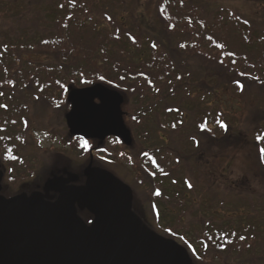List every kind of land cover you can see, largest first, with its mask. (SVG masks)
I'll list each match as a JSON object with an SVG mask.
<instances>
[{"label":"trees","instance_id":"16d2710c","mask_svg":"<svg viewBox=\"0 0 264 264\" xmlns=\"http://www.w3.org/2000/svg\"><path fill=\"white\" fill-rule=\"evenodd\" d=\"M16 1L0 0V4H4L0 9V142L7 143V129L18 119L16 111L21 109L22 113L25 108L20 105L23 102L17 101L13 109L9 108L8 102L14 97L26 98L28 93L31 98L47 99L52 89H58L65 98L72 89L95 84L117 90L130 101L126 108L132 120L129 125L136 146L141 145L139 140L145 129L152 137L158 130L159 139L160 132L173 130L180 142L174 152L171 145L163 144L161 148L151 147L154 149H146L142 153L146 167L155 174L153 184L173 183V187H165L164 184L159 195L153 197L158 201L167 200V204L161 207L176 221L166 222L168 226L164 232L187 247L198 264H213L216 258H221L225 264L234 260L240 264L264 263V250L259 249L264 248V197H251L250 201L246 200L248 205L243 199L240 207L234 208L233 204L230 209L226 208L228 200L224 198L222 218L218 217L220 214L216 215L213 207L212 210L207 206L205 209L204 186L194 181L201 172V150H198L201 145L195 133L199 137L217 134L221 138L226 130L219 127L221 120L218 122L215 111L201 110L198 108L200 104L192 109L184 108L194 101L190 92L202 93L209 89L208 80L201 82L197 79L199 86L192 81L193 85H189V72L177 69L167 59V54L159 50L153 40L150 24L149 29H143L134 15L128 19L129 22L120 25L106 15L109 20L104 22L102 13L92 16V10L101 7L98 1L59 2L48 13H34L32 16L41 21L43 30L32 31L26 27L15 30L14 24L6 25L5 20L14 18L13 23H18L26 15L31 16L27 11H32L29 8L16 16ZM157 11L165 28L178 29V34L174 32L177 41L190 36L206 43L208 50L218 54L226 68L228 87L243 91L250 83L264 86L263 30L252 27L227 9L203 14L198 6L186 0H161ZM217 44L224 47L217 48ZM192 47L190 43L188 47L180 44L178 51L188 52ZM24 53L47 55L48 60L24 59ZM181 68L184 70L182 65ZM155 107L160 111L158 108L154 111ZM193 113L201 115L200 119L193 127H184L188 130L183 133L182 115L188 118ZM156 117L158 121L154 124ZM171 117L173 123H169ZM147 118L152 119L149 125L144 123ZM258 136H264V123L250 132L251 142L260 151L264 142H258ZM152 137H148L149 140ZM192 142L195 143V152L188 149ZM218 144L220 147L227 145L220 139ZM259 170L264 182V158L261 154ZM214 188L208 185L205 195L213 196V201L214 196L218 198ZM227 194L231 195V191ZM227 194L224 193L225 197ZM208 210L211 213L207 216ZM88 218L92 217L88 215ZM194 234L196 238H188Z\"/></svg>","mask_w":264,"mask_h":264},{"label":"rangeland","instance_id":"374dc122","mask_svg":"<svg viewBox=\"0 0 264 264\" xmlns=\"http://www.w3.org/2000/svg\"><path fill=\"white\" fill-rule=\"evenodd\" d=\"M68 1L87 3L98 1L101 7L94 8L96 10H92V16L94 17L102 13L104 14V18L106 15L108 18L118 21L120 25L129 22L128 19L131 18V15L136 17L143 29H149V23L151 26L150 32H153V40L156 42L159 50L161 49L162 52L164 51L167 54V59L171 61L177 69L187 73L189 72L188 74L191 76L188 80L189 85L192 84V81L196 86H199V84H197V79L201 82L208 80L207 84L210 86H208V92H190V95H193L194 101L184 107L187 110V107H189L188 109H192L194 106H198L197 104H200L198 108L206 110V112L207 110H209V112L215 111L216 115L218 113V122L221 120L220 122L226 125V130L224 131V135H221V138L220 135L217 134L214 135V137H212L213 135L199 137L193 132L201 145L199 147L200 149H198L201 150L199 154V158L201 159V172L195 177L194 181L204 186L202 195H204L203 200H206L205 209L206 206L210 210H212L213 207L216 211V215L220 214L218 217H222L221 203L224 198L228 200L226 201V208L229 209L233 207V204L234 208L240 207V201L243 199H245L247 205L248 202H246V200H249L251 197L262 199L264 197V182L259 175L261 173L259 170L260 151L253 142H251L250 132L259 124L264 123V86H257L250 83L245 86L243 91H236L228 87L225 81L227 77L226 68L219 60L217 53L208 50L206 43L201 42V40L191 39L190 36H183L184 39L181 42L177 41L176 38H174V32L178 34V29L165 28L157 11V7L161 0H39V2L36 0H17L14 5L16 16L29 8H31L32 11L27 12L28 14L31 13V16L26 15L25 18H21V21L18 23H13L14 18L6 19L5 23L9 26L11 23L14 24L15 30L25 27V29L32 31L43 30L44 26L41 25V21L33 19L34 17L32 18L34 13H48L56 6V3L59 4V2ZM186 1L192 2L194 5L198 6L201 12L206 15H210L217 10L227 9L232 14L246 20L252 27L264 31V4H262L264 2H252L249 0ZM30 5L33 7H30ZM0 6V9H2L4 4L2 3ZM123 15H125V18L122 17ZM143 16L145 17V21L142 19ZM108 20L109 19L105 18L104 22H108ZM38 25L40 26L37 27ZM35 27H37V29H35ZM189 43L192 44L193 47L188 52L178 51V46L180 44L188 47ZM24 54L22 55L24 59H32L35 61L48 60L47 55L32 56L26 53ZM181 65L184 70L181 68ZM202 84L203 83L200 85ZM49 93V100L31 98L27 93L26 98L14 97L8 102V106L11 109L16 105L15 101H17V103L23 102L20 103V105L25 106L23 112L21 113V109H19L15 113V115L18 116L16 122L19 124V122H21V117H25L28 124L30 123L28 131H24V133L21 134L22 137L26 138L25 142L23 140L20 141V155L22 156L25 154L28 156L26 157V162H24V164L21 162L22 165L17 163L12 167H8L7 165L4 166L5 171H8L9 178L11 177L13 179L15 189L20 187L24 189L23 191L25 192L30 191V187L34 184L43 182L45 176L57 175L60 172V169H57L59 166H54L52 164L54 163L53 159L65 162V164L70 165L71 169L75 172L82 171L89 162L90 154L81 153L82 147L80 144L69 137L65 123V116L70 111V105L66 100L68 93L65 98H62L61 92H59L58 89H52ZM122 95L125 98V103L122 107L125 113V124L132 132L129 125L132 120L128 117V109L126 108V104L130 101L125 94ZM156 110L160 111V108L155 107L154 111ZM197 114L198 113H193L188 118L182 115L183 133L188 130H185L184 127H189L191 125L193 127V125L197 124L201 116ZM151 120V118H147L144 123L149 125ZM157 121L158 118L156 121H153L154 124L157 123ZM171 122H174L173 117L169 119V123ZM13 124L14 122L12 125ZM18 124L9 127V131L7 129L8 132L6 136L8 140H18L16 136L19 131L17 128ZM157 131L156 134H152L153 137L150 136L146 129L142 132L139 140L141 145L139 147L144 150H141L135 145L136 140L134 137V144L125 154L123 151L119 150L117 145L105 143L98 146L97 143H94L93 147L95 150L91 156L93 160L95 159L94 165H99L98 168L104 167L110 169L119 179H122V182L125 184L127 183L126 185H131L134 193V210L144 223L156 233L166 238L173 239L164 232L168 226L166 222L173 223L174 221L172 215L165 214V209L161 207L162 204H167V200L163 199V201H158L153 198L160 192V188L163 190L164 184L165 187H173V183L164 182L163 186L157 183L153 184L151 181L153 172L149 168L143 169L141 166V157L143 151L146 149L153 150L154 148L151 147L161 148L163 144L167 147L171 145V151L174 152L178 145H180V142L178 138H176L178 136L174 134L173 130L168 129L167 132H160L163 135H159L160 139L157 137ZM46 134L48 136L50 135V138H46ZM0 135H2V132H0ZM237 136H239V138H237ZM148 137H152V139L149 140ZM219 139L222 141V144L226 142L227 145L220 147L218 144ZM188 149L195 152V143L192 142ZM98 152L102 157L113 160V163L107 164L108 162L105 158L104 160H97L95 154ZM49 153L52 154L51 159L48 157ZM12 160L13 162L17 161L16 158H12ZM17 165H20V167ZM172 172L173 170H171L170 173ZM208 185L216 188H214V192H217L218 198L214 196V201L212 200L213 196L211 198L209 195H207V197L205 196L206 193H208L206 190ZM22 186L24 188H22ZM229 191H231V195L227 194ZM224 193L227 194V198ZM211 201L212 203L214 202V204H212ZM246 211H248V209H245V212ZM209 212L211 213V211L208 210L207 216L210 214ZM247 214H250V212ZM247 214H244V216ZM192 237L196 238L195 234L188 236V238L191 239ZM194 241L193 244H195ZM259 249L264 250V248ZM193 261L194 264H198L196 259H193ZM212 263L225 264L221 258H216ZM231 264H240V262L234 260Z\"/></svg>","mask_w":264,"mask_h":264},{"label":"water","instance_id":"95a60500","mask_svg":"<svg viewBox=\"0 0 264 264\" xmlns=\"http://www.w3.org/2000/svg\"><path fill=\"white\" fill-rule=\"evenodd\" d=\"M264 2V0H249ZM65 116L74 137L104 142L109 137L132 147L125 124L124 96L95 84L72 89ZM4 174L0 165V193ZM79 176L49 179L44 188L58 194L46 201L40 192L5 198L0 194V264H193L188 250L152 229L134 212L132 189L93 158ZM87 211L90 225L80 217Z\"/></svg>","mask_w":264,"mask_h":264},{"label":"flooded vegetation","instance_id":"af4514ba","mask_svg":"<svg viewBox=\"0 0 264 264\" xmlns=\"http://www.w3.org/2000/svg\"><path fill=\"white\" fill-rule=\"evenodd\" d=\"M47 100H48V98H47ZM66 100H67V97H66ZM20 120H21V122H19V124L17 122H14V124H13V125L18 124L17 128L19 131L16 134V136L18 137V140L14 141V139H11V141L8 140L7 143H5V144L0 142V165H1V170L4 174L3 181H2V191L0 194L7 199L12 198V197L17 196V195H20V194H23V193H26L30 196L34 192H40L44 195V198L46 201L55 202L58 198V194H55L52 192H47L44 188L45 183L49 179H52L54 177H61L62 176L64 178H68V176L70 174H75V175L79 176V181L75 185L76 186H83L85 184V181H86V179L84 177V172H85L86 168L89 166V164L91 162V155H93V151L95 150V148L93 147L94 143H97L98 146H101L105 143H111V144L117 145L119 150L123 151L124 154L129 149V147H126L120 139L115 138V137H109L104 142H100L99 140H86L82 137L71 136L69 133V129L67 127L69 137H71L74 141H77L80 144V146H81V143H83L84 141L88 142L89 148L87 150H84L83 148H81V153L83 152L84 154H88V155L90 154L89 162H88L87 166L82 171L75 172L73 169H71L70 165L65 164V162H63L61 160L57 161V159H53L54 161L53 160L52 161L54 163H52V164L54 166H56V165L59 166L57 169H60V172L57 175L45 176L43 179L44 180L43 182L38 183V184H34L33 186L30 187V191L25 192V191H23L24 189H21L20 187L18 189L17 188L15 189V187H14L15 184H13V179L11 177L9 178L8 171H5V169H4V166H6V165L8 167H12V166L16 165L17 163L21 164V162H22V164H24V162H26V157H28L25 154L22 156L20 155V145H21L20 141L23 140L25 142L26 138L22 137L21 134H23L24 131H28L30 123L28 124L25 117L21 118ZM65 123H66V120H65ZM13 125L11 124L10 127H13ZM66 126H67V124H66ZM8 131H9V129H8ZM132 136H133V134H132ZM51 137H52V135H51ZM46 138H50V135L49 136L47 135ZM133 139H134V136H133ZM40 147L42 148L41 145H40ZM40 151H46V150H40ZM46 152H52V151H46ZM144 153H145V151H144ZM95 155H96L97 160H102V159L104 160V158H105L108 162V163L106 162L107 164L113 163V160L106 158V157H102L99 152L96 153ZM48 157L51 159L52 154L49 153ZM12 158L13 159L16 158L17 161L13 162ZM141 160H142V157H141ZM93 161H94L93 166L98 168L99 165H96V164H95L96 166L94 165L95 159ZM17 166L20 167V165H17ZM141 166L143 167V169L147 168L146 167L147 165H146L144 160L141 161ZM100 168H104V167H100ZM104 170H107V171L113 173V171H111L110 169L104 168ZM29 174H30V171H29ZM7 175H8V177H7ZM115 176L117 177V175H115ZM154 176H155V174L153 172V176H151L152 180H153ZM120 180H122V179H120ZM129 186L131 187V185H129ZM22 188H24V187L22 186ZM131 189H132V187H131ZM134 212H135V210H134ZM136 214L138 215V213H136ZM79 215L86 222V224L90 225L92 223L93 217L91 219H89L88 218L89 214L87 213V211H79Z\"/></svg>","mask_w":264,"mask_h":264},{"label":"snow or ice","instance_id":"6c2138e0","mask_svg":"<svg viewBox=\"0 0 264 264\" xmlns=\"http://www.w3.org/2000/svg\"><path fill=\"white\" fill-rule=\"evenodd\" d=\"M181 46L183 47V45H181ZM153 47H155V45H153ZM216 47L222 49L224 46L222 44H217ZM101 79H103V77H101ZM219 127L222 128V129H225L226 128V125L223 124V123H220L219 124ZM202 130H204V129H202ZM256 139H257L258 142H264V136H258ZM81 147L84 150H87L89 148L88 142L87 141H84L82 143ZM260 154H261V157L264 158V148H261L260 149ZM188 186L189 187H192L191 184H189ZM158 195H159V193H158ZM241 239H243V237H241Z\"/></svg>","mask_w":264,"mask_h":264}]
</instances>
